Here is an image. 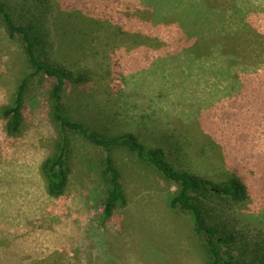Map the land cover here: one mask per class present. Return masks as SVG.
Returning a JSON list of instances; mask_svg holds the SVG:
<instances>
[{"label": "rangeland", "instance_id": "obj_1", "mask_svg": "<svg viewBox=\"0 0 264 264\" xmlns=\"http://www.w3.org/2000/svg\"><path fill=\"white\" fill-rule=\"evenodd\" d=\"M50 16L54 58L87 79L65 90L66 113L163 146L193 174L237 170L249 195L229 213L264 230V0H54ZM33 71L0 29V264H208L192 216L169 206L177 187L124 147L112 155L125 203L102 222L104 151L62 132L46 80L31 77L22 127L7 131L2 107ZM66 138L67 183L52 193L44 163Z\"/></svg>", "mask_w": 264, "mask_h": 264}, {"label": "trees", "instance_id": "obj_2", "mask_svg": "<svg viewBox=\"0 0 264 264\" xmlns=\"http://www.w3.org/2000/svg\"><path fill=\"white\" fill-rule=\"evenodd\" d=\"M52 12L54 0H0V29L6 32L9 40L22 48L26 63L34 70L23 78L11 104L2 107L7 131L10 134L20 131L26 90L31 77L39 76L49 83L53 114L62 132L78 133L104 151L102 175L108 187L102 207L103 223L125 203L120 172L112 155L115 148L124 147L135 153L141 161L156 167L177 187L170 196L169 206L192 216L194 233L205 241L210 255L208 264H264V230L257 234L244 232L233 221L232 213H229L232 202L244 200L249 195L237 170L219 174L222 181L193 174L175 167L163 146L145 144L139 135L132 132L114 136L104 134L72 119L66 113L65 90L71 85L86 84L87 79L85 72L54 58L52 52L56 51V25H52ZM59 26L62 29L69 28L70 33H73L65 22ZM189 51L193 55L194 50ZM68 145L66 138L59 153L45 160L44 169L52 193L63 192L66 186L69 173L66 156ZM230 165L227 161L226 166ZM262 171L264 168L260 169L261 175Z\"/></svg>", "mask_w": 264, "mask_h": 264}]
</instances>
